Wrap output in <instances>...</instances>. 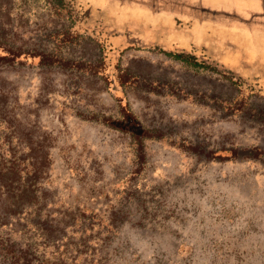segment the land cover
Returning a JSON list of instances; mask_svg holds the SVG:
<instances>
[{
  "label": "rangeland",
  "instance_id": "obj_1",
  "mask_svg": "<svg viewBox=\"0 0 264 264\" xmlns=\"http://www.w3.org/2000/svg\"><path fill=\"white\" fill-rule=\"evenodd\" d=\"M110 1L0 0V159H37L29 207L53 236L0 196V242L50 264H264V96L212 58L111 52ZM99 41L131 77V116L91 70Z\"/></svg>",
  "mask_w": 264,
  "mask_h": 264
},
{
  "label": "trees",
  "instance_id": "obj_2",
  "mask_svg": "<svg viewBox=\"0 0 264 264\" xmlns=\"http://www.w3.org/2000/svg\"><path fill=\"white\" fill-rule=\"evenodd\" d=\"M113 2L119 4L118 19L120 21L118 26L114 27L119 34H115L116 37L111 36L110 39V41L118 42V44L115 45L110 41H105L110 43L109 50L111 52L116 53L119 51L120 54L131 47V45H128L129 42H135L146 47L158 48L164 52L191 53L202 59L212 58L237 78L248 81L251 89H255V92L264 96L263 75H246L225 66L218 57L211 56L204 45H199L198 41L194 42L192 37L188 35L192 33L199 18L210 13L209 10L203 9L198 13L194 11L193 14L187 6L183 5L185 3L180 2V0H114ZM212 14L221 15L218 12ZM98 29L99 32L103 33L108 31V28L104 26H98ZM114 29L113 31H116ZM125 38L129 39L126 40ZM99 44L102 55L98 60V64L93 66L94 68L91 67V70L99 77L102 76L108 83V89L118 101L123 115L131 116L132 112L129 105L124 102L123 97L117 95L126 90V86L131 82V77L128 73L123 72L118 64L108 65L105 53L107 45L101 41H99ZM217 46L223 47L224 44L217 43ZM21 55L22 53L13 54L11 60L17 62L22 58ZM7 57V55L0 56V59H7ZM37 165V159L31 155L24 157L10 152L6 156H1L0 196H4L6 203H10V205L11 202L14 206L22 205L21 210H24V212H21V214L25 216L22 221H25L26 225L36 226L42 231V237L50 241L52 234L45 233L42 225L39 221H36L40 213L37 212V209L32 210L29 207L32 204L30 198L36 193ZM79 230L83 234L84 226H80ZM63 245L65 248L68 246L67 243ZM32 248L31 244L28 245V248H23V246H19L10 240H6L5 244L0 242V264H50L48 260L41 259L45 255L37 256ZM78 253H81V251ZM54 264L62 263L55 262Z\"/></svg>",
  "mask_w": 264,
  "mask_h": 264
},
{
  "label": "crops",
  "instance_id": "obj_3",
  "mask_svg": "<svg viewBox=\"0 0 264 264\" xmlns=\"http://www.w3.org/2000/svg\"><path fill=\"white\" fill-rule=\"evenodd\" d=\"M183 5L193 14L203 9L210 11L199 18L192 33L188 34L194 42L204 45L211 56L218 57L233 70L264 76V10L242 6L225 9L209 3L190 4L186 0ZM215 12L221 15L212 14ZM217 43L224 46L218 47Z\"/></svg>",
  "mask_w": 264,
  "mask_h": 264
}]
</instances>
